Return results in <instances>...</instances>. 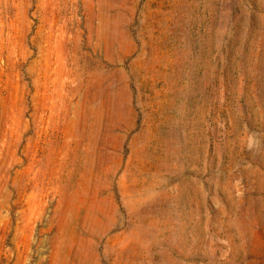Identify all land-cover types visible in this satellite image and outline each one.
<instances>
[{
    "label": "rangeland",
    "instance_id": "374dc122",
    "mask_svg": "<svg viewBox=\"0 0 264 264\" xmlns=\"http://www.w3.org/2000/svg\"><path fill=\"white\" fill-rule=\"evenodd\" d=\"M0 264H264V0H0Z\"/></svg>",
    "mask_w": 264,
    "mask_h": 264
}]
</instances>
